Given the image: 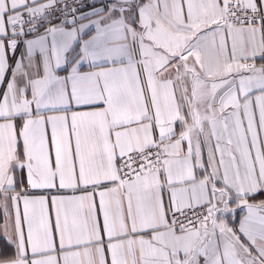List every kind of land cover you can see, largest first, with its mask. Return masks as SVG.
<instances>
[{
	"label": "snow or ice",
	"instance_id": "snow-or-ice-1",
	"mask_svg": "<svg viewBox=\"0 0 264 264\" xmlns=\"http://www.w3.org/2000/svg\"><path fill=\"white\" fill-rule=\"evenodd\" d=\"M0 264H264V0H0Z\"/></svg>",
	"mask_w": 264,
	"mask_h": 264
}]
</instances>
